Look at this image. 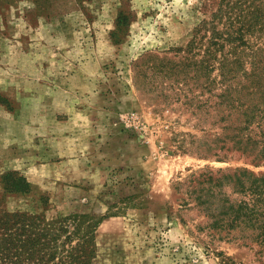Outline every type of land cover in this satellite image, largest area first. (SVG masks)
I'll return each instance as SVG.
<instances>
[{
	"label": "rangeland",
	"instance_id": "obj_1",
	"mask_svg": "<svg viewBox=\"0 0 264 264\" xmlns=\"http://www.w3.org/2000/svg\"><path fill=\"white\" fill-rule=\"evenodd\" d=\"M197 3L0 0V213L96 214L93 264H264L182 202L191 174L264 171L197 155L209 116L150 69L183 55ZM8 172L29 192L4 188Z\"/></svg>",
	"mask_w": 264,
	"mask_h": 264
},
{
	"label": "trees",
	"instance_id": "obj_2",
	"mask_svg": "<svg viewBox=\"0 0 264 264\" xmlns=\"http://www.w3.org/2000/svg\"><path fill=\"white\" fill-rule=\"evenodd\" d=\"M197 9L192 37L179 48L183 55L160 57V65L151 61L150 69L161 81L170 79L167 87L195 104L198 114L209 116L205 149L197 155L221 159L238 153L264 164V0H198ZM2 182L9 192L30 190L25 177L13 172ZM180 187L182 202H193L207 229L256 244L264 259V171H200ZM100 221L94 213L47 218L1 211L0 264H93Z\"/></svg>",
	"mask_w": 264,
	"mask_h": 264
}]
</instances>
